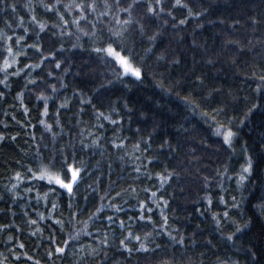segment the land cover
Instances as JSON below:
<instances>
[{"label": "snow or ice", "instance_id": "1", "mask_svg": "<svg viewBox=\"0 0 264 264\" xmlns=\"http://www.w3.org/2000/svg\"><path fill=\"white\" fill-rule=\"evenodd\" d=\"M204 2L205 0H27L25 4L18 5L14 0H0V101L9 103L14 111L16 103H19L22 107L21 115L28 119L21 123L15 115L10 118L21 127L33 130L36 125L31 122L30 109L24 100L28 97L29 102H35L39 116L37 123L42 126L48 137V143H44V135L37 138L35 131L32 132L30 138L36 143L28 157V163L16 161L21 170L15 171L8 183L0 188L3 193L0 195V201L9 205L6 210L0 208V220L5 221L0 223V237L3 246L10 253L9 256L0 253V264H9L10 261L11 264H40V261L34 260L27 251H21L26 245L19 242L17 236L23 233L24 227L35 229L29 233L30 236L37 237L41 242L46 239L49 264H57V261L63 264L69 256L73 257L72 264H130L134 256H155L158 252L165 251V238L167 245L174 249L180 246L181 254L179 257L173 256L172 259H162L159 264H187L184 253L191 246V241L186 240L180 230L173 228L169 223L171 217L168 210L171 199L166 198L164 190L166 186L171 188L174 181L179 184L182 173L188 169L183 166L171 169L165 167L161 173L150 172L149 167L157 162L147 155L151 151L153 135L149 134L147 138L141 135L137 141H130L122 135L124 117L120 116L119 111L112 109L106 115L96 107L93 99L99 100L118 85L127 88L129 83L142 84L150 72L153 76L156 75L157 68L167 70L169 67L178 66L182 62V54L162 47L164 32H183L191 26L192 21L197 22V27L203 28L201 21L208 16ZM258 4L264 5V0H258ZM256 5L257 0H253V6ZM18 7L26 10L27 21L24 16L16 15ZM38 9L42 17L40 19L37 18ZM241 20L254 32L264 28V8L244 17H234L230 23L224 19L208 23L227 24L223 33L228 37L237 35L243 26ZM253 39L264 47V35L253 36L248 39L247 44L242 38H228L225 39V45L233 46L237 53L243 54L248 45L255 47ZM78 58L80 63L74 70ZM149 60L153 61L152 64L148 63ZM207 63L214 65L216 61L209 56ZM230 63L237 66L240 61L233 59ZM94 65L103 67L106 74L102 80L93 81L94 90L90 89L93 95H86L79 89H74L71 96L67 95L70 87L67 78L72 76L78 79L82 74L87 75ZM252 76L259 81L256 92L264 95V70L260 73L253 72ZM160 79L163 80L162 73ZM197 79L199 86L205 87L204 79ZM159 86L163 89V83ZM216 91L218 90H212ZM13 95L15 102H12ZM73 99L78 101L79 105L72 116L76 125L68 121L62 123L61 115L72 112ZM183 99L185 107L197 111L199 105L194 104V99ZM124 103L126 107L127 102ZM50 104L53 109L51 113ZM85 105L93 110L96 121L103 120L111 126L110 137L105 134L104 123H94L91 128L95 131L85 126L73 138L72 130L84 123L82 116ZM100 107L103 108L104 105L101 104ZM257 107L259 105L253 103L247 109L245 119L247 114ZM226 108V105L212 107L199 112V115L205 123L215 129V135L223 138L227 149L234 151L238 133L233 131L234 121L229 117ZM131 111L127 109L128 114ZM4 115L8 116L9 113L5 112ZM0 123L3 127H8L6 121ZM65 124L69 129L67 139ZM240 124L242 126V122ZM136 132L139 134L140 129H136ZM16 139L14 135L0 134V144ZM129 143L131 149L128 148ZM244 147L246 148V145ZM108 149L117 153V161L125 167H130L128 187L116 191L119 181L110 180L104 194L100 195L96 185L102 184V180L95 177L94 184H89L84 191L91 190V193L98 197V207L94 211L88 210L87 207L81 209L80 199H83L86 205L91 203L88 196L78 197L77 193L81 191L85 178H91L89 166L94 157H107L103 160L104 171L109 179L114 174ZM179 149V145L173 147L171 142L166 141L160 145V154L165 155L167 152L174 155ZM85 150L90 153L88 159L80 157V153ZM246 163L247 166L241 169L235 181L241 188H246L245 182L249 181L252 175L251 157L247 158ZM100 164L101 161H96L97 170ZM161 167H164L162 162ZM218 175H222L227 181L232 180L227 169ZM154 178L157 184L144 187L142 191L146 196L139 198L141 189L137 187L136 181H151ZM203 182L206 186L211 183L207 177L203 178ZM44 189L47 190L43 191ZM60 190L68 197L65 205L68 210L66 219L62 211L56 214L58 205L51 198V194ZM33 192L36 195L33 196ZM219 199L220 203L225 205V210L222 214H212L218 231L222 220L229 217L228 202L223 195ZM130 200L135 201L131 205L136 209L134 214H128L125 210ZM230 200L232 208L239 209L236 197L231 196ZM20 202H23V205ZM41 204L45 208L50 205L52 211L47 216L36 212V207ZM208 204L211 205V199H208ZM17 206H21L20 213L13 210ZM259 209L264 213V203L259 205ZM31 212L36 213V219L31 217ZM85 213L86 220L77 219ZM154 213L158 215V219L154 218ZM18 218H23L24 227L15 223ZM39 221L50 222L45 224L49 233L47 238L42 234L43 229L38 228ZM76 223H82L85 227L76 229ZM231 223L233 230L225 239L231 242V248L235 249V241L239 239V234L244 231L246 225L242 227L236 220ZM90 224L100 226L92 232L88 231ZM66 226L73 230L67 232L62 239H57L56 233H63ZM82 235L90 237L92 243L81 244ZM194 237L195 234L192 239ZM205 247L215 256L211 264H241L240 259L236 258L238 252H232V258H229L228 252L225 251L222 257L219 251L214 250L210 240L206 242ZM240 251H246L249 257L254 255L250 249L241 247ZM201 257L207 259L203 252ZM253 264L260 262L255 260Z\"/></svg>", "mask_w": 264, "mask_h": 264}, {"label": "trees", "instance_id": "2", "mask_svg": "<svg viewBox=\"0 0 264 264\" xmlns=\"http://www.w3.org/2000/svg\"><path fill=\"white\" fill-rule=\"evenodd\" d=\"M14 2L23 5L27 0H14ZM203 6L208 9L207 18L201 21L203 28L197 27V22L192 21L191 26L183 32H164L162 47L171 48L178 54H182V62L178 66L169 67L167 70L157 68L155 69L156 75L153 76L150 72L142 84L129 83L127 88L118 85L105 93L99 100L93 99V103L106 115L112 109L119 111L120 116L124 117L122 135L128 137L130 141H137L141 135L145 138L149 134L153 135L151 151L147 155L157 162L149 167L150 172L161 173L165 167L171 169L183 166L188 169L182 173L179 184L174 181L171 188L166 186L164 190L166 198L171 199L168 210L171 217L169 223L173 228H178L186 240L191 241V246L184 253V260L187 264H201V260H203V264H211V261L215 260L213 252L205 247L209 240L214 250L219 251L222 257L225 251L228 252L229 258H232V252H238L239 255L236 258L240 259L241 264H253L255 260L264 264V213L259 209V205L264 203V95L256 92L259 81L252 76L253 72L260 73L264 70V47L253 39L255 47L248 45L245 52L240 54L233 46L225 45V39L228 38H242L247 44L248 39L253 36L264 35V28L254 32L241 20L243 26L237 35L225 37L223 29L227 24L208 23V21L219 19L230 23L234 17H244L249 13L259 12L264 8V5H259L258 0L256 6H253V0H205ZM39 13L38 9V19L42 18ZM16 15L24 16L25 20H28V14L23 7H18ZM45 46H48L47 42ZM209 56L216 61L214 65L207 63ZM233 59L239 60L240 64L233 66L230 63ZM152 62V60L148 61L149 64ZM79 63L78 58L74 70ZM161 73L163 80L160 79ZM105 74L103 67L94 65L89 74H82L78 79L69 76L67 82L70 87L67 95L71 96L74 89H79L89 96L93 95V91H90V89L94 90L93 81L102 80ZM197 77L204 79L205 87L199 86ZM161 83H163V89L159 86ZM15 87L14 84L13 88ZM213 89L218 91L212 92ZM183 98L194 99V104L199 105L197 111L194 112L192 108L185 107ZM118 101L120 103H117ZM12 102H15L14 95ZM124 102H127L126 107ZM24 103L29 106L31 122L36 125L34 130L21 127L10 118L15 115L21 123H25L28 119L21 115L22 107L19 103H16L14 111L9 103L0 101V121H6L8 124V127L5 128L0 123V134L17 137L15 141L0 144V188L8 183L15 171L21 170L17 167L16 161L28 163V157L32 154L36 143L30 138L33 131L37 138L44 135V143H48L47 135L42 126L37 123L39 116L35 102H29L28 97H25ZM253 103L258 104L259 107L247 114L245 119L247 109ZM71 104L72 112L63 113L60 120L62 123L68 121L72 125H76V120L72 119V116L79 106L78 101L73 99ZM101 104L104 105L103 108L100 107ZM224 105L227 106L229 117L234 121L233 131L238 133L234 151L227 149L223 138L215 135V129L205 123L199 115L201 111ZM127 109L132 110L130 114L127 113ZM49 111L50 113L53 111L51 104ZM5 112H8L9 115L5 116ZM82 120L84 123L72 130L73 138L81 128L85 126L91 128L94 123H104L105 134L109 137L112 135L111 126L103 120L96 121L93 110L87 105H85ZM240 122H242V126ZM136 129H140L139 134ZM91 130L95 131L94 128ZM68 131L65 124V139L68 138ZM166 141L171 142L173 147L179 145L180 149L174 155L167 152L165 155H161L160 145ZM128 148L131 149V143L128 144ZM108 151L111 153L114 174L109 179L104 171L103 160L107 157H94L89 166L91 178H85L81 191L77 193L78 197L88 196L91 203L86 205V202L80 199L79 207L81 209L87 207L88 210L94 211L98 207V197L91 193V190L84 191L89 184H94L95 177L102 180V184L96 185L100 195L104 194L110 180L119 181L116 191L128 187L130 167H125L124 164L116 160L117 153L114 150L108 149ZM89 155L88 150L80 153L82 159H88ZM248 157H251L252 161V175L250 180L245 182L246 188H241L235 181L241 169L247 166ZM96 161H101L98 166L99 170H97ZM161 162L164 167H161ZM225 169H227L228 175L232 176L231 181L218 175ZM204 177H207L211 182L207 186L203 182ZM155 184H157L155 178L151 181H136L137 187L141 189L138 193L139 198L146 196L142 191L144 187ZM181 186L183 190H181ZM222 189H226V191H222ZM43 191H41V195H43ZM0 195L3 193L0 192ZM32 195L34 196L36 193L33 192ZM112 195H115V191L112 192ZM221 195L228 202L229 217L222 220V226L218 231L212 214H222L225 210V205L220 203ZM231 196L236 197L237 203L240 205L239 209L232 208ZM51 198L58 205L56 214L58 215L62 211L66 219L68 210L65 205L68 197L63 190H60L58 193L51 194ZM208 199H211V205L208 204ZM134 203V200L129 201V206L125 209L128 214L136 212V209L131 207ZM20 204L23 205V202ZM8 207V204L0 201V208L6 210ZM13 210L20 213L22 209L21 206H17ZM51 211L50 205L48 208H45L43 204L36 207V212L44 213L45 216ZM30 215L33 219L37 218L35 212H31ZM153 215L158 219L156 213ZM77 219L86 220L87 213ZM232 220L239 222L242 227L246 225L244 231L239 234V239L235 241L237 245L235 249H232L231 242L225 239V236L231 234L233 230ZM3 222L5 221L0 220V223ZM15 223L24 227L23 218L16 219ZM46 223L50 222H38V228L43 229L42 234L45 238L49 234L45 227ZM99 226V224H90L88 231L95 232ZM83 227L85 225L82 223L75 224L76 229ZM33 230L35 229L24 227L23 233L17 236V240L26 245L25 249L21 251H27L34 257V260L38 259L40 264H49L46 256L48 247L46 239L45 242H41L37 237L30 236L29 233ZM72 230L71 227L66 226L63 233H56L57 239H62L67 232ZM193 234H195L194 239H192ZM13 235L16 234L13 233ZM80 243L89 244L92 243V240L90 237L82 235ZM165 247V251L158 252L155 256L151 254L134 256L130 264H159L162 259L167 260L172 259L173 256H180L181 247L177 246L174 249L167 245L166 238ZM241 247L245 250L250 249L254 255L249 257L246 251H240ZM202 252L206 254L207 259L201 257ZM0 253H3L4 256L10 255L8 249L3 246L2 237H0ZM72 259L73 257L69 256L63 261V264H72ZM28 264H33V262H28ZM57 264H61V262L57 261Z\"/></svg>", "mask_w": 264, "mask_h": 264}]
</instances>
